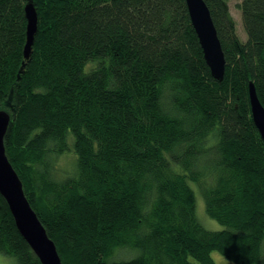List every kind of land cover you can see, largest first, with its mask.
<instances>
[{
    "label": "trees",
    "instance_id": "trees-1",
    "mask_svg": "<svg viewBox=\"0 0 264 264\" xmlns=\"http://www.w3.org/2000/svg\"><path fill=\"white\" fill-rule=\"evenodd\" d=\"M0 0L6 154L62 264H264V0H204L225 57L206 64L185 0ZM75 153L56 177L55 156ZM196 185L206 214L196 216ZM126 250L127 256L118 252ZM0 253L41 264L0 195Z\"/></svg>",
    "mask_w": 264,
    "mask_h": 264
},
{
    "label": "water",
    "instance_id": "water-1",
    "mask_svg": "<svg viewBox=\"0 0 264 264\" xmlns=\"http://www.w3.org/2000/svg\"><path fill=\"white\" fill-rule=\"evenodd\" d=\"M188 15L198 37L203 57L211 75L222 80L225 71V57L210 10L204 0H185ZM26 42L24 57L30 54L37 30V11L28 0L24 6ZM248 97L252 120L264 140V106L260 102L252 81L248 84ZM10 121L8 110L0 109V195L5 200L15 226L37 256L41 264H62L54 241L48 236L36 211L28 201L22 181L6 154L4 136Z\"/></svg>",
    "mask_w": 264,
    "mask_h": 264
},
{
    "label": "rangeland",
    "instance_id": "rangeland-1",
    "mask_svg": "<svg viewBox=\"0 0 264 264\" xmlns=\"http://www.w3.org/2000/svg\"><path fill=\"white\" fill-rule=\"evenodd\" d=\"M240 0H227L228 5V11L230 13V16L235 24V29L239 36L242 39H245V32L242 26L241 22V13L240 9L238 7ZM75 153L72 150H68L63 154H59L55 156L54 159V165L56 167V177H65L68 175H72L75 172ZM63 177V178H64ZM195 193H196V216L199 219V221L208 229L212 230H218L222 228V225H220L216 220L210 218L204 209V202L201 196V193L196 185H192ZM263 246H264V240H263ZM130 253L126 250H121L118 252V255L120 256H127V254ZM211 257L213 258L215 264H237L236 262L226 258L224 255L217 251H213L211 253ZM0 264H15V259L11 256L4 255L0 253Z\"/></svg>",
    "mask_w": 264,
    "mask_h": 264
}]
</instances>
